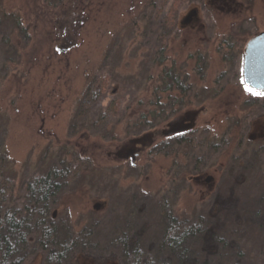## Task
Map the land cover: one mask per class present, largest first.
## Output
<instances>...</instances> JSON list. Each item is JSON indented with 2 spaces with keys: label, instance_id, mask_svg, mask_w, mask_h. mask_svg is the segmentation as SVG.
<instances>
[{
  "label": "rangeland",
  "instance_id": "obj_1",
  "mask_svg": "<svg viewBox=\"0 0 264 264\" xmlns=\"http://www.w3.org/2000/svg\"><path fill=\"white\" fill-rule=\"evenodd\" d=\"M169 8L176 21L164 42L165 68L175 63L188 74L194 104L181 114H200L186 144L177 146L173 134L165 135L168 122L141 134L149 144L153 133L154 144L164 148H149L133 165L127 118L119 125L113 118L107 129L97 130L94 117L78 124L74 117L89 77L105 63L113 75L101 106L116 93L126 94L124 106L129 94L151 96L162 68L150 81L139 49H152L160 33L170 31ZM1 13L7 19L0 24V123L7 124L5 149L16 188L53 163L87 159L54 213L75 235L96 228L92 255L106 259L112 253L109 241L141 197H151L150 215L164 198L175 216L204 214L218 227L225 203L227 210L241 211L242 205L264 217V99L242 76L247 44L264 32V0H0ZM10 15L28 28V38L14 31ZM12 28L14 34L5 38ZM122 80L130 82H122L125 92L119 90ZM162 97L167 114L169 101ZM215 201L218 206L211 205ZM235 225L250 262L264 264V241L242 220Z\"/></svg>",
  "mask_w": 264,
  "mask_h": 264
},
{
  "label": "trees",
  "instance_id": "obj_2",
  "mask_svg": "<svg viewBox=\"0 0 264 264\" xmlns=\"http://www.w3.org/2000/svg\"><path fill=\"white\" fill-rule=\"evenodd\" d=\"M10 16H13L11 18L15 22L14 31L28 38V28L22 26L19 18ZM5 19L7 16L1 13L0 24L4 23ZM165 19L170 31L160 33L155 47H150L152 49H139L147 66L144 71L150 73V81L154 76L153 71L162 68L158 72L160 84L153 89L151 96L144 95L139 98V95L129 94L130 101L124 106L126 94L116 93L107 106H101L110 89V79L113 75L109 73L105 63L101 71L89 77L74 117L76 124L94 117L91 126L97 130L107 129L113 118L120 119L117 125L127 118V135H132V139L126 144L131 145L133 153L129 159L133 165L138 164V159L149 148L156 146L153 133L150 134L149 144L143 142L145 137L139 139L144 132L154 131L162 122H168L163 131L167 136L173 134L170 139L179 146L188 142L187 136L193 134L195 125L192 128L187 127L192 123L196 124V121L188 118L186 126L182 127L181 124L189 114H181L185 105L194 104L189 101L188 96L192 87L187 84L188 74L184 77L181 68L175 63L172 67L165 68L169 58L164 42L174 29L176 12L169 8ZM165 28L166 26L164 30ZM14 31L12 28L8 32L9 36L5 38L11 37ZM120 82L119 90L125 92V84L122 85V82H130ZM144 90L151 91V85ZM162 96L169 101L170 111L167 114L166 110L162 109ZM261 97L264 99V93ZM135 101L136 105L130 106ZM172 118L176 119L173 121ZM6 127V123H0V264H35L38 258L40 264H85L83 261L86 260H90L92 264H253L245 253L246 244L238 239L235 224L242 220L247 230H253L254 234L262 239V244L264 217L259 213L251 215L249 209L242 205L241 211L237 207L236 210H227L228 205L225 203L226 212L220 215L224 222L218 227L204 214L187 218L175 216L164 198L158 200L150 215L146 212V202L150 201V196L141 197L139 203L130 208L125 221L122 220L123 223L116 230L117 234L109 241L112 253L106 259L92 255L93 246L90 242L95 237L96 228L90 227L75 235L70 225L66 221L58 220L54 213L61 194L78 178L81 168L87 164V159L80 158L76 164L61 167L58 163H53L44 170L45 172L26 178L18 190L10 168L9 154L5 149ZM173 127H177V130L169 134ZM115 132L111 134L114 136ZM137 146L139 158L133 156ZM156 147L163 149L164 144H158ZM127 158L126 156L125 160ZM216 203L218 201L211 205L218 206ZM246 216H252L255 220ZM251 218L259 224L257 229L249 222Z\"/></svg>",
  "mask_w": 264,
  "mask_h": 264
},
{
  "label": "water",
  "instance_id": "obj_3",
  "mask_svg": "<svg viewBox=\"0 0 264 264\" xmlns=\"http://www.w3.org/2000/svg\"><path fill=\"white\" fill-rule=\"evenodd\" d=\"M242 76L247 87L264 93V32L255 35L247 44L243 60ZM199 112L194 111L193 115L195 117L193 115L192 118L190 117L193 122L196 120ZM188 115L190 116L191 114L189 113ZM194 125L195 123H192L187 128H192ZM175 130H177V127H173L169 133ZM100 207L101 204L94 206L96 209ZM107 264L114 263L108 262Z\"/></svg>",
  "mask_w": 264,
  "mask_h": 264
},
{
  "label": "flooded vegetation",
  "instance_id": "obj_4",
  "mask_svg": "<svg viewBox=\"0 0 264 264\" xmlns=\"http://www.w3.org/2000/svg\"><path fill=\"white\" fill-rule=\"evenodd\" d=\"M187 122H189V121H187V119L186 120H184L181 124H182V127H184V126H186L187 125ZM139 147L137 146V148H135V150H134V155L133 156H135L136 158H139Z\"/></svg>",
  "mask_w": 264,
  "mask_h": 264
}]
</instances>
